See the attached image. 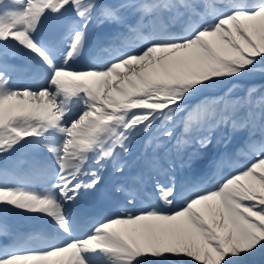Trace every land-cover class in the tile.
Instances as JSON below:
<instances>
[{"label": "snow or ice", "instance_id": "obj_1", "mask_svg": "<svg viewBox=\"0 0 264 264\" xmlns=\"http://www.w3.org/2000/svg\"><path fill=\"white\" fill-rule=\"evenodd\" d=\"M257 75L264 0H0V264H264Z\"/></svg>", "mask_w": 264, "mask_h": 264}, {"label": "rangeland", "instance_id": "obj_2", "mask_svg": "<svg viewBox=\"0 0 264 264\" xmlns=\"http://www.w3.org/2000/svg\"><path fill=\"white\" fill-rule=\"evenodd\" d=\"M250 79V78H249ZM251 79H253L254 81H252L251 83H248V84H255V82L256 81H260V82H263V80H264V77H261V76H254V77H251ZM244 82V80L243 81H240V82H238V87H237V89H236V91H235V95L237 96L238 95V92H239V89H240V86H241V84ZM259 82V83H260ZM229 87H231V85H229ZM227 89H225V91H226Z\"/></svg>", "mask_w": 264, "mask_h": 264}, {"label": "bare ground", "instance_id": "obj_3", "mask_svg": "<svg viewBox=\"0 0 264 264\" xmlns=\"http://www.w3.org/2000/svg\"><path fill=\"white\" fill-rule=\"evenodd\" d=\"M257 76H259V75H257ZM262 77V76H261Z\"/></svg>", "mask_w": 264, "mask_h": 264}]
</instances>
